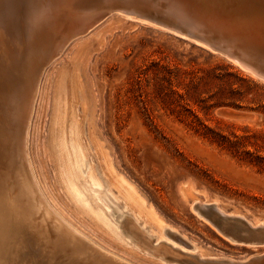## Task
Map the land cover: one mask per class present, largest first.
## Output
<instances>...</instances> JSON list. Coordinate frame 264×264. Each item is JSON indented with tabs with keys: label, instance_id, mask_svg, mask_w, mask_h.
Wrapping results in <instances>:
<instances>
[{
	"label": "rangeland",
	"instance_id": "obj_1",
	"mask_svg": "<svg viewBox=\"0 0 264 264\" xmlns=\"http://www.w3.org/2000/svg\"><path fill=\"white\" fill-rule=\"evenodd\" d=\"M146 15L183 33L198 31L225 50L212 51L171 28L147 23L138 16L127 18L115 10L77 35L74 30L87 17H81L79 24L77 20L74 25L66 23L61 32L64 35L67 30L64 36H69V42L41 73L30 121L28 152L36 179L69 220L128 264L264 263V244L229 241L190 209L195 195L188 190L203 197L208 202L206 207L239 215L235 221H221L235 239L244 222L250 224V233L264 235V64L257 62L258 56H243L255 71L239 66L224 52L227 43L213 27L193 29L154 6L146 7ZM73 71L80 76L79 114L74 109V119L82 123L87 138L83 141L91 155H81V160L74 149L63 152L72 170L71 183L63 187L56 176L50 140L52 104L62 74ZM103 154L145 199L146 205L138 206L141 211L136 209L133 214L136 217L117 189L106 186L99 166ZM89 163L98 170L94 180L88 176ZM83 205L97 216L111 218L112 222L104 224L123 245L98 223L101 228L96 227L97 218L82 212ZM149 206L176 233L171 235L175 242L188 249L194 243L204 260L183 256L174 249L172 254V248L164 246L161 239L155 248L152 239L145 241L149 246L141 238L125 243L117 231L118 220L125 215L140 226L153 228L146 216ZM213 216L214 221L220 217ZM28 251H33L30 244ZM35 257L37 264H46L41 256Z\"/></svg>",
	"mask_w": 264,
	"mask_h": 264
},
{
	"label": "bare ground",
	"instance_id": "obj_2",
	"mask_svg": "<svg viewBox=\"0 0 264 264\" xmlns=\"http://www.w3.org/2000/svg\"><path fill=\"white\" fill-rule=\"evenodd\" d=\"M75 1L23 0L22 3L17 4L18 6H14V9H11L7 4V0H0V264H37L36 255L41 256L46 264H128L85 234L74 222L67 218L69 215L65 216L61 208H59L60 205H57L58 202L56 203L52 198L53 196L46 192L44 185L41 186L39 180L36 179L30 161L28 152L29 127L39 88L40 76L43 72V66L40 69V66L38 67L39 61L44 57L48 49L52 47L54 48V53L48 62L53 61L56 53H59V50L65 46L69 36H64L67 30L63 35L61 28L66 23L72 22L74 25L76 20L78 22L81 17H87L82 20V23L78 22L81 26L73 32V34L77 35L78 32L84 33L97 21L102 20V18L115 10L127 18L138 16L139 19L141 18L147 23L151 21L154 24L157 23L156 25L161 24L171 28L195 39L206 47L212 48V51L213 48L225 50L222 49L225 47L220 44L213 43L202 37L200 32L199 36L196 33L198 31L189 30L188 33H183L182 30L176 27L163 24L161 23L162 21L159 22L155 17H146V7L154 6L171 13L175 19L187 23L193 29L198 27L212 29L213 27L215 30H220L219 33L225 39L226 48H228L224 52L233 56L232 58L229 56V58L240 63L239 66L242 65L243 68L255 71L253 66L243 59V56L248 58L258 56L257 62L260 60L264 64V0ZM66 11H68L67 15L65 14ZM90 14L92 15L90 16ZM39 21L47 27L43 33H38L37 24ZM11 30L14 34L10 38L8 33ZM60 37L64 38V40L59 39ZM232 49H236L235 52L238 54ZM256 75L258 74L254 76ZM79 86L80 76L77 71L64 72L56 88L52 104L53 119L51 120L50 140H52L54 150L53 159L55 160L56 176L63 187L72 181L70 163L63 155V152L69 153L74 149L81 160H83V156L91 155L90 149L85 143L86 141H83L86 137L84 138L85 133L83 132L85 131H83L82 123L80 120L74 119L78 113L76 102L79 96ZM74 109H76L77 113L74 112ZM68 141L70 142L68 143ZM68 153L65 155H68ZM102 158L103 161H100L102 163L99 162V166L103 168L106 186H113L117 189L124 202L127 203V207L129 206V210L132 211V214H129L136 217L133 214L137 213L136 209H139L138 206L143 207L145 199L133 188L134 186L128 183L127 179L116 172L108 155L103 154ZM82 164H84V161ZM94 167L95 165L89 163L88 176L91 177V180H94L95 169L97 170ZM98 173H101V171ZM99 175L101 176L103 173ZM38 183H40V186ZM188 190L195 195V197L191 198L190 209L192 211L203 217L206 222L229 241L245 242L228 234L230 230H225L224 225L216 224L211 217L201 214L198 208L208 206V202L200 195H196L194 190ZM64 191H66L65 188ZM188 195L190 196V194ZM81 200L89 205V201L82 198ZM80 208L82 212L92 214L100 220L98 221L94 218L96 227L101 228L100 226H102L103 228L101 229L109 237L123 245L110 232L108 227H106L107 225L104 224L105 221L107 223V220L109 223L112 222L111 218L97 216L88 211L85 205ZM215 208L222 218L229 216L237 218L239 216L237 214L233 215V213H225L216 206ZM117 211L119 212L120 210L117 209ZM139 211L141 210L139 209ZM147 211V219L153 225V228L150 227V229L146 225L140 226L134 219L125 215H122V219L118 220L120 221V227L119 229L117 228V231L122 238L126 239L125 243H132L128 241L131 239L137 240L141 238L144 242L152 239V248H155L154 245L161 239L169 243L172 248H179L192 257L204 260L201 257L203 252L197 245L191 242L188 249L181 245V242H175L172 238L173 236H171L175 232L170 230V226L164 224L151 206L147 208ZM124 213H127V211ZM102 215L106 216L103 213ZM153 217H156L155 221ZM129 223H131V227L127 226ZM257 225L259 224L257 223ZM257 225L254 224L256 227ZM180 238L182 237L180 236ZM145 243L146 246L150 245L147 242ZM29 244L32 246L33 251H28ZM164 246L163 248H165ZM171 252L173 254V249ZM229 262H225V264H230L232 261ZM235 263L242 264L243 262H234L232 264Z\"/></svg>",
	"mask_w": 264,
	"mask_h": 264
},
{
	"label": "water",
	"instance_id": "obj_3",
	"mask_svg": "<svg viewBox=\"0 0 264 264\" xmlns=\"http://www.w3.org/2000/svg\"><path fill=\"white\" fill-rule=\"evenodd\" d=\"M23 2V0H7V4H8V6L9 7H11V9H14V6H16L17 4L19 5V3H22ZM17 5V6H18ZM5 6V5H4ZM146 17H149V16H147L146 15ZM149 18H151V17H149ZM240 18H243V17H240ZM250 18V17H249ZM47 29V27L44 25V24H41L40 23V21H39V23L37 24V30H38V33H43L45 30ZM9 31V30H8ZM11 32V33H10ZM9 33H8V36L11 38L12 37V35L14 34V32L11 30ZM188 33V32H187ZM200 36V35H199ZM202 36V35H201ZM202 37H204V36H202ZM205 38V37H204ZM201 39V38H200ZM207 39V38H206ZM195 40V39H194ZM207 40H209V39H207ZM214 49V48H213ZM62 50V49H61ZM61 50H59V53H60V51ZM220 50V49H219ZM54 53V48L52 47V48H49L48 49V51L46 52V54L44 55V57L43 58H41V60L39 61V65H38V67H39V69L42 67V70L44 69V67L49 63L48 61H49V59H51L52 58V54ZM59 53H56V55H58ZM52 55V56H51ZM55 55V56H56ZM198 210H199V212L201 213V214H203L204 216H206V217H211V219H212V221H214V216H213V214L215 213V214H217L218 215V212L216 211V208L214 207V206H211V207H199L198 208ZM211 211V212H210ZM217 212V213H216ZM220 217H219V219L218 220H216V221H214L216 224H221L222 225V223H221V221L223 220V218L221 217V215H219ZM227 218H229V219H232V220H236V218L235 217H233V216H229V217H227ZM226 218V219H227ZM242 225V229H239V232H241V234L239 235L240 237H238L237 239H241V240H244L245 242H246V244H251V245H253V244H258V245H263L264 244V235H261L262 233H254V232H252V233H250L249 231H247V229L249 230V228H248V226H250V224L248 223V222H244V223H241ZM246 231L247 232H249V233H246ZM227 232V231H226ZM228 234H230L231 235V233H228ZM232 236V235H231ZM233 237V236H232ZM161 241H159L158 243H160ZM244 242V243H245ZM157 243V244H158ZM162 243H163V245H166V246H168V247H170V248H172L171 246H170V244L169 243H167V242H165V241H162ZM157 244H155L154 246H157ZM172 249H174V250H177L180 254H182V255H185L186 254V252L185 251H183V250H180L179 248L177 249V248H172ZM173 258H175V257H173ZM176 259V258H175ZM177 260V259H176ZM199 261H201V260H199ZM215 262H219V261H215ZM220 262H222V261H220Z\"/></svg>",
	"mask_w": 264,
	"mask_h": 264
}]
</instances>
